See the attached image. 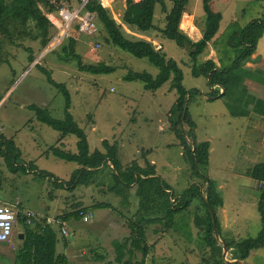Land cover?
<instances>
[{
	"label": "rangeland",
	"instance_id": "obj_1",
	"mask_svg": "<svg viewBox=\"0 0 264 264\" xmlns=\"http://www.w3.org/2000/svg\"><path fill=\"white\" fill-rule=\"evenodd\" d=\"M49 1L54 5L52 11L38 4L46 18L48 13L58 15L62 6H76V0ZM163 1L169 12L172 2ZM124 4V0H115L107 9L113 19L122 25L124 35L129 39H152L159 43L161 52L173 59L181 69L182 85L191 92L187 109L194 124L195 141L209 142L206 176L215 182L222 202V206L214 208L220 227L217 244L256 238L263 228L258 202L264 186H260L246 172L264 162V153L257 160L242 157L246 151L243 144H251L242 142L241 146L239 121L234 116L239 111H246L247 106L240 101H254L257 112L264 109V33L257 43L262 65L249 79L255 84L259 96L247 93L245 78L250 74L243 66L231 69V83L226 94L220 96L223 92L221 87L210 88L205 76L192 75V69H198L204 61L203 54L196 61H191L186 48L163 37L160 30L164 27L166 14L159 5L154 13L155 29L138 33L121 24L116 16L121 15L118 10L122 11ZM210 5L214 12L221 14V21L204 54L213 50L219 66L230 68L242 55L240 33L252 21L264 19V0H211ZM15 22L11 21L10 24ZM192 23L201 32L205 28L202 0H187L180 20V31L189 38L192 34L187 30L195 32ZM31 25L29 22L27 32L21 35L14 33L10 38L0 35V136L12 140L20 152L16 159L11 160L10 157L14 167L0 155V203L11 207L13 200L17 201L23 217L26 213L31 214L30 229L45 223L51 225L58 239L57 253L65 252L71 264H139L143 260L140 252H135L131 259L125 255L118 263L112 245L113 239L122 242L128 236L129 230L122 215L134 222L145 223V211L139 210L135 186L132 188L117 183L111 168L105 166L97 171L88 186H77L73 190L57 188L55 182H68L80 166L56 157L49 148L54 146L76 153L77 139L68 135L60 143L59 132L38 121L30 106L46 109L51 117L58 120L65 117L64 96L48 83L46 74H50L54 82L67 88L70 95L67 112L85 132L90 151H103L101 142L106 140L110 144H117L118 158L123 168L132 163L145 167L146 163L152 162L156 176L179 199L188 193L193 183L201 185L202 179L194 175L191 165L183 156L181 137L189 143L193 138L187 124L177 126L180 133L171 129L174 118L170 117L169 112L177 93L169 90V83L152 92L145 90L141 81L124 80L129 72H145L156 77L159 70L146 58H137L104 42L105 32L98 25L93 35L80 34L76 29H71L69 38L75 41L74 56L64 50L68 47L69 38L55 49L46 50L55 34L54 26L47 27L50 39L44 46L38 29ZM9 39L12 43L8 42ZM79 61L85 65L105 64L113 71L107 74L83 72L78 68ZM213 89L215 93L212 94L219 97L210 99ZM251 135L260 137L258 131H252ZM30 163L35 170L28 168ZM189 201L185 209L174 215L171 226L165 227L160 221L157 224L145 223L147 241L153 247L144 264H204L203 260H210L211 248L205 243L210 221L205 205L195 194ZM96 203H107L114 209H94ZM131 203L136 205L133 214H130ZM79 208L92 209L93 217L71 219L65 223L60 219ZM108 222L115 223L114 229ZM106 224L108 227L105 228ZM63 226L67 231L66 236L60 231ZM155 228L163 235L153 236L151 231ZM19 235L23 238L19 239ZM159 237L163 239L159 241ZM23 239L24 228L16 222L10 241L0 242V264H19L17 254ZM156 239L159 243L155 250ZM93 251L103 254L104 260L96 261L97 254ZM222 258L231 263V252L226 251ZM243 264H264V247L250 252Z\"/></svg>",
	"mask_w": 264,
	"mask_h": 264
},
{
	"label": "trees",
	"instance_id": "obj_2",
	"mask_svg": "<svg viewBox=\"0 0 264 264\" xmlns=\"http://www.w3.org/2000/svg\"><path fill=\"white\" fill-rule=\"evenodd\" d=\"M170 1L172 2V6L169 12H167L163 0H142L138 3L133 2V0H124L125 4L120 21L133 31L146 33L155 29L153 24L154 13L156 6L159 5L166 14L164 27L160 30L161 34L163 37L174 41L177 46L186 48L190 60L196 61L205 52L208 43L218 32L221 14L212 10L210 5L211 0H202L203 11L206 15V25L201 32V39L193 42L179 29L187 0ZM38 4L48 11L54 10V5L49 0H0V35L2 34L10 38L14 33L19 35L24 34L27 32V24L31 22V26L38 29L39 35L43 38L42 44L45 46L48 42L47 39H50L47 27H51L52 25L43 15ZM86 10L96 15L98 26L105 32L103 36L104 42L110 43L137 58H146L159 70L156 77H152L145 72H129L124 76V80L141 81L145 90L152 92L158 90L164 83H169V90L176 91L177 98L169 112L170 117L174 118L172 119L171 129L180 133L177 126H181L183 123L187 124L189 128L188 132L193 138L192 140L190 139L191 143H189L181 137L183 156L191 165L194 175L202 179V183L201 185L193 183L188 189L187 194L182 198L176 199L169 186H166L161 181V178L156 176L155 168L152 164L146 163L144 167L137 163H132V165L123 168L118 158V146L116 143L110 144L108 141L103 140L101 142L103 151L95 150L91 152L85 132L76 125L72 116L67 112L70 106V95L67 88L63 84L54 82L50 74H46L48 83L58 89L64 96L66 115L62 120H58L51 117L46 109L37 106H30V108L35 112L37 120L59 132L61 139L68 135L76 137V153H70L54 146L50 147L49 151L62 160L74 162L80 166L68 182H55L56 187L73 190L77 186H88L92 183L97 171L101 167L109 166L113 171V176L117 179V183H124L128 187L135 186L139 210L145 211V223H157L160 221L165 227L172 225L174 215L180 210L185 209L190 203V197L195 194L203 201L210 221L205 235V243L207 247L211 248L209 258L212 263H210V260H203L204 264H239L238 262L230 263L225 261L221 254L222 244H217L218 240L215 237L212 221L214 219L215 229L219 236L220 227L215 218L214 208L222 206V202L217 193L215 182L206 176L210 148L209 142L197 143L195 141L194 124L187 109V102L191 92L186 90L182 85L183 73L181 69L173 59L167 58L161 52V49L156 50L148 41L127 38L121 26L113 19L107 9L101 7L95 1L88 3ZM11 21H16V26L14 25L15 23L11 25ZM263 33L264 19L252 21L240 33L242 55L237 58L232 67L221 68L212 60H205L198 69H192V75L194 77H198L199 75L205 76L209 87H221L223 92L220 96H224L231 83V69L243 66L255 53L258 40L262 37ZM69 41L68 47L64 48V50L69 51V54L74 56L75 41L73 39ZM8 42L12 43V40L9 39ZM78 68L80 71L91 74H107L113 71V68L105 64L85 65L81 61L78 62ZM212 93H215L214 89ZM217 94H219L218 91ZM218 97L219 95L212 94L210 99ZM0 155L5 157L6 161L13 166L11 160L16 159L20 155V152L12 140L0 136ZM28 168L35 170V166L32 163H30ZM40 175L43 176L44 173H40ZM247 175L259 184H264V162L254 165L247 172ZM18 207L19 205L17 204L12 209L15 213V224L18 222L24 228V239L17 254L19 264H69L65 255L57 253L58 239L53 227L45 223L37 225L36 229H30L27 224V217L21 215ZM93 208L113 209L107 203H96ZM79 209L64 214L60 219L63 222L71 219L80 220L78 215ZM209 210L212 212L213 219ZM258 211L261 215L263 228L256 238H247L239 243H223L227 251L231 252L230 260L243 262L250 252L264 247V189L261 190ZM145 223L141 224L131 219H126L125 225L129 230V235L122 242L114 241L112 243L116 253L115 260L118 263L122 261L125 255H128L129 259H131L135 252H140L142 253L143 260L139 264H144L150 248L153 247V244H148ZM92 253L97 254L96 261L104 260L103 254L94 251Z\"/></svg>",
	"mask_w": 264,
	"mask_h": 264
},
{
	"label": "built area",
	"instance_id": "obj_3",
	"mask_svg": "<svg viewBox=\"0 0 264 264\" xmlns=\"http://www.w3.org/2000/svg\"><path fill=\"white\" fill-rule=\"evenodd\" d=\"M93 1L98 3L101 7L109 9L114 4L115 0H77L76 6L74 7L62 6L58 11V15L56 13L47 14V20L56 29L55 34L51 37L46 47L47 51L55 49L65 39L71 37V29H76L78 33L85 35H93L92 33L97 31L98 23L96 15L86 10L87 4ZM140 1L142 0H133L135 3ZM96 47L99 48V45L97 44ZM260 186H264V184L261 183ZM11 207L0 203L1 243L9 242L14 232L15 213ZM78 215L82 220L91 219L93 217L91 210H82V208L79 209ZM25 216L27 217V224H29L31 214L26 213ZM60 231L62 235H67L65 226L61 227Z\"/></svg>",
	"mask_w": 264,
	"mask_h": 264
},
{
	"label": "crops",
	"instance_id": "obj_4",
	"mask_svg": "<svg viewBox=\"0 0 264 264\" xmlns=\"http://www.w3.org/2000/svg\"><path fill=\"white\" fill-rule=\"evenodd\" d=\"M120 11L119 13H122L121 10H118ZM118 19L120 20V17L121 15L118 14ZM121 23V22H120ZM122 24V23H121ZM122 26V25H121ZM125 26V25H124ZM191 27L194 29L195 32H191L188 28L187 32L191 35L190 39L193 41V42H197L198 40L201 39L202 35H201V31L199 30V28L195 27L193 25V23L191 24ZM147 41H149V43H151L153 45V47L157 50V49H161L162 50V46L155 42V40L153 41L152 39H145ZM151 41V42H150ZM208 47V45H207ZM207 49V48H206ZM213 56H215V52L213 50L210 51V53L208 54H204L203 53V59L204 61L205 60H212L217 66H219V63L218 61H216V56L215 58H213ZM259 57V53H258V49L256 47V50H255V53L247 60V62H245L243 64V67H245L246 71L249 72V76L245 78V85L247 86L248 90H247V93L251 96H259V92L257 91V89H255V84H252V81H250L249 79L253 77V73L254 71H256V69L262 65V59ZM264 60V58H263ZM241 103H244L245 106H247L246 108V111L245 112H241L239 111L238 114H236L234 117L235 119H237L239 121V125L238 127L240 128V136H241V146H242V142L243 143H249L251 145H245L243 144L245 147H246V151L243 152L242 154V157L243 158H246V159H253V160H257L258 157H260L263 153H264V109H262L261 111H255V108H254V101H250L247 103V101H240ZM252 131H258L259 132V136L260 137H253L251 135ZM256 135V134H255ZM64 138H60L59 142L61 143V141L63 140ZM62 146V145H61ZM210 149V148H209ZM92 152V151H91ZM262 163V162H261ZM140 166L141 164L138 163ZM152 164V162H151ZM155 168V165L152 164ZM252 169V168H251ZM248 172V171H247ZM247 172H246V175H247ZM260 185V184H259ZM134 186H132L133 188ZM136 208V205H133V203H131V209H130V214H133L134 213V209ZM95 209V208H94ZM111 209V208H110ZM114 209V208H113ZM87 210H92V209H87ZM93 211V210H92ZM105 215V213H104ZM104 217V216H103ZM122 218L124 220V222L126 221V219H130V218H127V217H123L122 215ZM104 219H108L107 218H104ZM81 220V219H80ZM65 223V222H64ZM154 224H157V223H154ZM108 225H110L112 228L115 226V223L113 222H108ZM108 225L106 224L105 225V228L108 227ZM124 225V223H123ZM126 226V225H125ZM104 228V229H105ZM126 228V227H125ZM114 229V228H113ZM128 230V229H127ZM149 230V229H148ZM152 235L153 236H156V235H163L160 233V230L158 228H155V229H152L151 231ZM129 235V233H128ZM163 239L162 237L160 238L159 237V241ZM157 240V239H156ZM114 241H119V240H114L112 241V243ZM159 241L157 240L156 241V244L154 245V248L156 250V246L157 244L159 243ZM154 242V241H153ZM68 243V242H67ZM69 244H67L66 246V249L68 250L69 247H68ZM98 250V249H97ZM91 251V250H90ZM154 252V251H153ZM63 255L66 256V258L68 259L69 261V264L70 263V258L69 256H67L65 254V252L61 253Z\"/></svg>",
	"mask_w": 264,
	"mask_h": 264
},
{
	"label": "water",
	"instance_id": "obj_5",
	"mask_svg": "<svg viewBox=\"0 0 264 264\" xmlns=\"http://www.w3.org/2000/svg\"><path fill=\"white\" fill-rule=\"evenodd\" d=\"M210 211V213H211V216H212V219H213V215H212V212H211V210H209ZM213 228H214V233H215V237L218 239V235H217V232H216V229H215V221H214V219H213ZM23 237H22V235H19V239H22ZM222 250H223V256L225 257V254H226V251H227V249H226V247L224 246V244H222ZM225 260V259H224ZM225 261H228V260H225ZM229 262V261H228ZM232 262H238L239 264H243V262L242 261H237V260H235V261H232Z\"/></svg>",
	"mask_w": 264,
	"mask_h": 264
},
{
	"label": "flooded vegetation",
	"instance_id": "obj_6",
	"mask_svg": "<svg viewBox=\"0 0 264 264\" xmlns=\"http://www.w3.org/2000/svg\"><path fill=\"white\" fill-rule=\"evenodd\" d=\"M13 201H14V203H13V204H11V205H12V208H15V207L17 206L18 202H17V201H15V200H13Z\"/></svg>",
	"mask_w": 264,
	"mask_h": 264
}]
</instances>
